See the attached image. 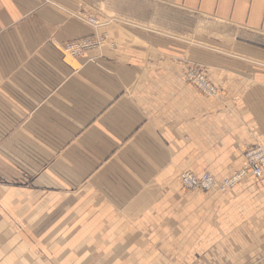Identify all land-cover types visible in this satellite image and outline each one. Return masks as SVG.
Here are the masks:
<instances>
[{
  "label": "crops",
  "instance_id": "0c3cea01",
  "mask_svg": "<svg viewBox=\"0 0 264 264\" xmlns=\"http://www.w3.org/2000/svg\"><path fill=\"white\" fill-rule=\"evenodd\" d=\"M263 27L264 0H0V264H264V173L208 195L178 178L264 148Z\"/></svg>",
  "mask_w": 264,
  "mask_h": 264
},
{
  "label": "built area",
  "instance_id": "2783aa9c",
  "mask_svg": "<svg viewBox=\"0 0 264 264\" xmlns=\"http://www.w3.org/2000/svg\"><path fill=\"white\" fill-rule=\"evenodd\" d=\"M90 24L97 25L95 20L89 19ZM94 36V35H93ZM93 36H85L80 37L77 39L70 40L66 42L62 48V50L65 52L68 51L71 55H83L85 54L89 49L95 48L98 45V42L95 40V37ZM186 80L190 83H192L198 90H201L208 94H214V88L207 82L205 77L203 76L202 72L195 68H189L186 73ZM215 96V95H214ZM248 147L245 150V156H246V167L244 170H241V172H247L249 171L254 177H260L264 173V152L260 146ZM180 184L185 189H201L205 191L209 190H223L224 185L226 182H223V184H220V186L223 188L221 189L218 184H215L212 182L210 175L207 173H203L202 175H196L193 172H182L180 175ZM219 190V191H220Z\"/></svg>",
  "mask_w": 264,
  "mask_h": 264
},
{
  "label": "rangeland",
  "instance_id": "374dc122",
  "mask_svg": "<svg viewBox=\"0 0 264 264\" xmlns=\"http://www.w3.org/2000/svg\"><path fill=\"white\" fill-rule=\"evenodd\" d=\"M135 6V5H134ZM102 7V6H101ZM164 6H161V5H159V4H157V3H155V2H150V5H149V10H150V12L151 11H153V12H156L159 8H163ZM183 14H182V16H181V35H190L191 33H195L194 32V28L195 27H193V26H191L190 25V23H192V21H195L196 20V17L195 16H193V15H189L188 13H184V12H182ZM87 17H92V18H94L95 19V21H97L98 22V25L100 24V22L96 19V17H94V16H91V15H87V16H84V15H81L80 16V18L81 19H83V20H85ZM199 17H197V20H198V23L199 24H202L203 22H201L199 19H198ZM207 23H208V21H207ZM212 26H213V28H214V33H215V28L217 27V24H211ZM264 28V27H263ZM263 28H262V31H263ZM264 32V31H263ZM197 33H201V34H205V33H210V30H206V28H204V26L203 27H198L197 28ZM100 34V33H99ZM214 35H216V34H214ZM90 36V35H89ZM84 37V36H83ZM80 38V37H79ZM77 39V38H76ZM71 40H73V39H71ZM68 41H70V40H68ZM68 41H66V42H68ZM65 42V43H66ZM64 43V44H65ZM63 44V45H64ZM63 45H62V47H63ZM62 47H61V51L62 52H64L63 50H62ZM65 53V52H64ZM67 54V53H66ZM86 54V53H85ZM85 54H83V55H85ZM69 55V54H68ZM83 55H80V56H83ZM72 56V55H71ZM76 57H79V56H76ZM189 68H195V69H198V70H200L201 72H202V74H203V76L205 77V79L207 80V82L214 88V91H215V93L217 94V88H216V86L214 85V84H212L207 78H206V76L204 75V73L205 72H203V71H205V69H204V66H202V65H200V64H198V63H196V64H189V65H187L186 66V68L184 69V75H185V79H186V73H187V71H188V69ZM187 81V80H186ZM188 82V81H187ZM188 83H190V82H188ZM191 85H193L192 83H190ZM194 86V85H193ZM195 87V86H194ZM196 88V87H195ZM197 89V88H196ZM198 90V89H197ZM200 93H202L203 95H206V96H208V97H215L214 95H209V94H207V93H205V92H203V91H201V90H198ZM255 146H260L263 150H264V148L262 147V145L261 144H259V143H255V144H251V145H245V147H244V158L246 157L245 156V150H246V148H248V147H255ZM245 167H246V158H245V164H244V166L242 167V168H240V169H238L237 171H235L232 175H230V176H228V177H224V178H221V179H218L217 177H215V175H213V174H211V173H208V172H205V173H207V174H209L210 176H212L214 179H216V181L217 182H221V181H223L224 179H234L235 178V176L236 175H238L240 172H241V170H244L245 169ZM184 172L185 171H189V172H192V171H190V170H183ZM183 171H181V172H183ZM180 172V173H181ZM249 172V171H248ZM179 173V174H180ZM246 173V172H245ZM245 173H244V175H245ZM203 174V173H202ZM202 174H199V175H202ZM243 175V176H244ZM243 176H241L239 179H237L234 183H232L230 186H228L227 188H226V190L228 189V188H230L231 186H233L234 184H236ZM178 178H179V175H178ZM255 179H258V178H255ZM180 182V181H179ZM182 186V185H181ZM185 189V188H184ZM186 190H191V189H186ZM225 190V191H226ZM198 191H200L201 193H203V194H206V195H208V194H212V193H209V192H224V191H219V190H216V191H202V190H198Z\"/></svg>",
  "mask_w": 264,
  "mask_h": 264
},
{
  "label": "bare ground",
  "instance_id": "6f19581e",
  "mask_svg": "<svg viewBox=\"0 0 264 264\" xmlns=\"http://www.w3.org/2000/svg\"><path fill=\"white\" fill-rule=\"evenodd\" d=\"M93 19V20H95L94 18H92V17H87L84 21L85 22H87L89 25H91L92 27H98L99 25L97 24V25H92V24H90V21H89V19ZM83 20V19H82ZM96 23H98L97 21H96ZM94 35V36H93ZM89 36V35H88ZM90 36H93V37H95V40L98 42V45H97V47H95V48H92V49H89L87 52H89V51H91V50H94V49H98V48H101L102 46H103V44L105 43V41H106V37L103 35V34H99V33H95V34H92V35H90ZM85 37V36H84ZM64 47V46H63ZM62 47V48H63ZM86 52V53H87ZM65 53H67V54H69L68 53V51L66 52V50H65ZM69 55H71V54H69ZM72 56H79V55H72ZM208 94V93H207ZM214 94L216 95V93L214 92ZM214 94H209V95H214ZM253 148H256V147H253ZM263 150V149H262ZM263 152H264V150H263ZM246 158V157H245ZM246 163H247V161H246ZM184 172V171H183ZM186 172V171H185ZM182 173V172H181ZM181 173L179 174V179H180V175H181ZM244 175V172H240L238 175H236L235 176V178L234 179H224L223 181H221V182H217L216 181V179H214L212 176H210V178H211V180H212V182H214L215 184H218L219 186H220V184H223V182H226V184L224 185V189L220 186V188L221 189H223V190H220V191H225L226 190V188L228 187V186H230L232 183H234L237 179H239L241 176H243ZM254 177V176H253ZM254 178H256V177H254ZM257 178H259V177H257ZM180 181V180H179ZM191 190H201V189H198V188H195V189H191ZM202 191H205V190H202ZM209 191H216V190H209Z\"/></svg>",
  "mask_w": 264,
  "mask_h": 264
}]
</instances>
